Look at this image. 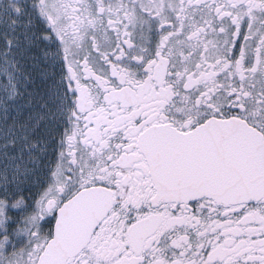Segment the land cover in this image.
Segmentation results:
<instances>
[{"label":"snow or ice","instance_id":"obj_1","mask_svg":"<svg viewBox=\"0 0 264 264\" xmlns=\"http://www.w3.org/2000/svg\"><path fill=\"white\" fill-rule=\"evenodd\" d=\"M0 264H264V0H0Z\"/></svg>","mask_w":264,"mask_h":264}]
</instances>
